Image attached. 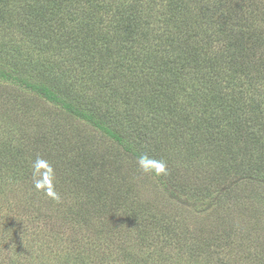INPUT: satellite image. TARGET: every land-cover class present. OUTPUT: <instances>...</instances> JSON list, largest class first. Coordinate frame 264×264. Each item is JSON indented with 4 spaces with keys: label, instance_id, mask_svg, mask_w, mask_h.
Returning <instances> with one entry per match:
<instances>
[{
    "label": "trees",
    "instance_id": "1",
    "mask_svg": "<svg viewBox=\"0 0 264 264\" xmlns=\"http://www.w3.org/2000/svg\"><path fill=\"white\" fill-rule=\"evenodd\" d=\"M0 84L62 135L0 134V197L44 223L23 228L24 259L20 225L0 226V264H168L146 251L167 232L173 264H264V210L246 209L264 204V0H0ZM45 238L65 255L32 260Z\"/></svg>",
    "mask_w": 264,
    "mask_h": 264
},
{
    "label": "rangeland",
    "instance_id": "2",
    "mask_svg": "<svg viewBox=\"0 0 264 264\" xmlns=\"http://www.w3.org/2000/svg\"><path fill=\"white\" fill-rule=\"evenodd\" d=\"M24 43V42H23ZM27 46L24 45V49H26ZM30 55V54H29ZM19 56V52L15 50V46L13 47L12 51L9 54V59H18ZM24 57V56H23ZM19 92H17V90H13V88L9 85H4L2 86L0 84V134L5 133V131L3 130H7L8 128H12L14 129L16 127L19 128V131L21 133H23L26 138H30L32 137V139H36L37 137H45L44 140L46 141V143H51L55 142L57 140H62V135H61V131L60 129H58V127H54L55 123H52V121H46L42 122L41 119H39V114L41 115V111L47 110L48 107H43L44 104H32V107L30 109H27L26 111L23 110V107L20 105V103H18V98L16 99V96H19ZM15 95V96H14ZM31 105V104H30ZM28 105V106H30ZM45 123V124H43ZM42 125H44V127L46 128V130L43 129ZM14 129V130H16ZM92 135V134H91ZM93 138L98 139L101 143H103V141L98 137V135H94ZM68 139L77 142V138L76 136L72 135V134H68ZM68 141V140H67ZM80 142V141H79ZM78 142V143H79ZM52 144V143H51ZM97 144V143H95ZM126 174V172H124V175ZM8 183H10L9 180H7ZM189 184L184 182V186H188ZM9 187H13L15 189V184L10 183ZM148 188V187H147ZM151 190L152 193H156L158 192V198L159 200H162L164 198L165 195H167V193L165 192V195L163 194H159V190H154L152 188H148ZM148 189H145L144 192L147 195V191ZM1 193V192H0ZM6 193H8L6 191ZM162 193H164V191H162ZM179 192H177L176 194H178ZM220 194V193H219ZM219 194H217L216 196H218ZM262 193H254L253 195L250 196V199H252L253 201L250 202H254L256 204H252V203H247V210L249 213H251V218L255 219V217L259 216L257 215V210H264V204L262 203ZM152 197H148V199H151ZM169 200H175L177 201L176 204L181 205V202H178V197L175 196H168ZM147 200V198H146ZM17 201H19V199L16 198V194L15 195H7L4 194L3 198L0 197V226L2 225H20L18 230V236L17 239L15 240V245L13 246V243H11L10 239H5L4 238L6 236L2 237L0 239V257L4 256V255H8L9 253H13L12 252V248L11 245L13 246V248H15L16 246H19V253L20 256L24 259L26 256H24V250L26 248V244L25 241H23V228H36L38 230V228H40L41 226H43L44 223L42 222H35L34 220H32L33 216H31L29 213H26L21 205H18V207H16V203ZM169 202V201H167ZM167 206H169L168 203H166ZM191 204L186 205V207H190ZM180 211H182L183 213L187 212L182 208H180ZM180 213V215L182 214L184 216V218H186L185 214ZM197 216H199L198 218L201 220V214L200 212H197ZM254 214H256V216H253ZM234 215L235 216H239V210L237 209L236 211H234ZM211 217L212 219L216 218V213L215 211L211 213ZM30 220H29V219ZM181 218V216H180ZM188 218V217H187ZM198 218L197 220H195L196 222H198ZM196 222H188L191 226L190 228L192 230L200 227L197 226L195 227L197 224ZM175 223H173L174 225ZM153 230V229H152ZM151 230V231H152ZM150 231V232H151ZM165 229V233H166ZM155 235V233H154ZM173 236V235H172ZM28 239L32 238V234L30 233L28 235ZM166 237L168 238V241L166 239ZM174 237V236H173ZM7 243H6V242ZM262 242V241H260ZM7 246V249H5V251L2 249V245ZM151 246L146 250L148 251V254L150 253H155V250L157 249V246H160L162 248L159 247V251H163L165 254L168 255V264H173L174 260L172 261L173 257L176 259V254L178 252L181 251L180 246L181 244L179 242H177V237L174 239V242H172V239L169 238L168 232L164 235H159V233H157V238L151 242ZM36 250L34 251V256L32 257V260H39L42 263H45V261H49L50 257L52 256H59L61 255H65L66 253V246L68 245V242H58L53 238L52 239H48L45 238L44 241H36L34 243ZM18 248V247H17ZM186 248V247H185ZM184 250V249H183ZM38 253L40 255H38ZM3 254V255H1ZM38 256V258L36 257ZM172 256V257H171ZM224 257V256H223ZM58 258V257H57ZM228 260L234 261V259H236V264H258L255 262L251 263L249 262L248 258H247V254H242L241 256L237 255V256H230V254L228 253L227 256L225 257ZM111 257H107L106 261H110ZM51 261V260H50ZM49 261V262H50ZM112 261L109 263L111 264Z\"/></svg>",
    "mask_w": 264,
    "mask_h": 264
},
{
    "label": "clouds",
    "instance_id": "3",
    "mask_svg": "<svg viewBox=\"0 0 264 264\" xmlns=\"http://www.w3.org/2000/svg\"><path fill=\"white\" fill-rule=\"evenodd\" d=\"M137 165L145 173L154 172L159 175L166 172V164L163 161H154L147 153H142L137 157ZM36 187L40 188L42 186L37 184Z\"/></svg>",
    "mask_w": 264,
    "mask_h": 264
}]
</instances>
